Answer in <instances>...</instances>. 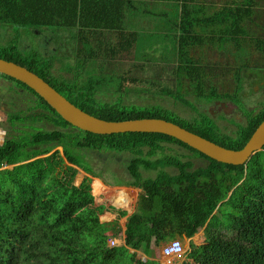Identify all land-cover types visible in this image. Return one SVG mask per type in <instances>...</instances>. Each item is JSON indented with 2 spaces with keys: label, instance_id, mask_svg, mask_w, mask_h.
Masks as SVG:
<instances>
[{
  "label": "trees",
  "instance_id": "16d2710c",
  "mask_svg": "<svg viewBox=\"0 0 264 264\" xmlns=\"http://www.w3.org/2000/svg\"><path fill=\"white\" fill-rule=\"evenodd\" d=\"M180 1L176 16L164 18V24L176 31L179 61L166 69L170 79L131 76L135 69H147L137 63L141 59L142 35L133 27L127 30L124 24L130 20L127 11L137 4L134 0H0V25L18 31L0 50V58L35 72L70 102L98 118L164 119L225 148L240 150L263 122L264 108L258 112L244 110L246 122H236L238 129L230 134L206 110L195 108L196 114L187 118L160 104L125 103L131 93L140 94L148 85V91L194 108L181 91L183 79L191 82L197 98L209 104L240 100L241 82L234 96L220 93L213 85L208 93L205 91L208 67L195 63L188 47L205 38L195 31L197 26L230 23L225 33L247 40L241 22L254 12L251 0L225 6L207 18L194 16L197 12L191 0ZM75 28L78 31H73ZM32 29L70 31V39H76L78 47L73 52V62L62 65L60 71L72 73L73 79L58 74L55 63L61 60L57 55L48 56L39 47L29 53L21 49L23 34H30ZM251 42L264 50L263 39ZM123 56L122 65L129 61L123 73L96 76L93 72L106 63L118 68L113 62ZM151 61L148 58L144 63ZM1 75L37 98L39 113L34 111L28 118L22 116V111L12 112L9 122L13 126L46 119L56 128H34L29 135L11 137L0 144V264H160L152 259L135 261L136 252L142 250L148 257H156L155 249L161 243L181 233L192 238L203 227L204 243L191 242L181 264H264V148L247 164L232 165L218 162L166 134L100 135L83 131L64 120L26 84ZM112 86L118 97L105 101L100 95L107 94ZM64 89L76 94L66 96ZM170 145L189 149L194 157L207 163L196 167L184 155L168 153ZM92 152L131 154L127 178L108 181L88 160ZM5 165L13 168L1 169ZM78 169L86 173L79 185L75 184ZM142 170L156 175L145 177ZM93 177L108 185L145 191L140 193L138 209L127 218L123 246L108 243L110 236L117 237L122 232L118 220L103 223L101 215L110 210L125 217L128 212L97 205L92 193ZM117 179L120 178L115 175Z\"/></svg>",
  "mask_w": 264,
  "mask_h": 264
},
{
  "label": "rangeland",
  "instance_id": "374dc122",
  "mask_svg": "<svg viewBox=\"0 0 264 264\" xmlns=\"http://www.w3.org/2000/svg\"><path fill=\"white\" fill-rule=\"evenodd\" d=\"M263 4V3H262ZM252 22L249 18L243 20V24ZM262 25L264 22H262ZM259 26L258 23H256ZM245 27L248 33L246 38L249 40H245V38L241 37L240 39H234L230 37L228 34L219 33L216 27H211L210 29H205L204 35L209 37L214 34L217 38L215 41L206 42L203 45L202 49H196L191 52L192 56L194 57L195 63H199V65L207 66L209 77L206 80V92L210 91V86H215L218 88L220 93H228L232 96L237 94V89L240 88L241 82V89L239 92L240 100L234 102L227 100L226 103L234 107L236 110L233 114H224L223 111L218 110L216 111L215 108H212V112L214 113L213 118L216 122L225 130L226 132L232 134L238 129V125L236 122L245 123V113L244 110L247 112H258L259 110L264 108V50L259 49L256 43L251 41H255L256 39L264 38V27L259 26V30L255 28V26ZM226 27H230V23L226 24ZM148 31L151 30V23L147 25L146 28ZM14 27L8 25L0 26V50L4 48L8 44V42L13 39L15 35ZM154 28V32L150 37V34H143L146 42L150 43L151 41H156L160 38L159 45L163 50H166V45L164 40V35L169 33L167 31H160ZM214 32V33H213ZM250 32V33H249ZM220 34H223L222 40H218ZM255 34V35H254ZM50 36H55L53 39H56L54 42L47 41L46 38ZM57 36H59L57 38ZM171 37V36H169ZM173 38V37H172ZM246 41H250L246 43ZM170 43V42H169ZM172 44V43H170ZM41 47L42 51L46 53V55H57L61 61H56L55 68L58 71V74L63 73L66 78L73 79L74 75L72 73H67L64 71H60L62 65H67L68 63L73 62V52H74V44L73 42L69 41V35H48L42 34L38 37L32 34H23V38L20 41V47L25 52L29 53L30 49L37 47ZM152 46V45H151ZM157 46V43L154 45ZM39 47V48H40ZM172 47V46H171ZM150 53L157 57L155 60L158 61H151L150 63H142L140 60L137 61L140 65H146L147 69H135L131 76L137 77L139 79H153L155 77L157 80H165L166 78L170 79L171 76L168 74V68H172L176 65V60L173 61L172 65L164 64L165 61L162 60L163 56H168L169 53L162 52L161 50H154L149 49ZM173 53L171 52L170 56ZM1 55V52H0ZM124 57H121L119 60L114 61V64H117L115 68L113 64L104 65V68L95 67L94 73L96 76L99 74L104 75H111L113 72L120 74L123 73L127 69L129 65V61H126V65L124 64ZM150 61V60H149ZM146 62V61H145ZM154 62V63H152ZM1 75V74H0ZM3 75L0 76V144L4 143L5 140L11 137H15L18 135H29V133L34 128H41L45 130H53L56 128V125L46 119H38L36 121L27 120L24 122L18 123L16 126H13L9 122V117L12 112L22 111V116L28 117L31 113L37 110V98L34 94L30 91L22 89L17 86L14 81L8 80L4 78ZM86 77V76H85ZM88 77V76H87ZM96 77H94L95 79ZM66 80V79H65ZM150 86V85H149ZM183 87L181 91L185 94V97L189 99L194 106H186L183 103L174 100L173 98H162L157 94H154L153 91H148V85H145L142 91L145 93L140 92V94H132L125 99V103H134L136 105L145 106V105H155L160 104L167 108L174 110L178 113L181 117H191L196 114V109L206 110L208 111L209 107L211 108L212 104L207 103L204 99L197 98V93L191 82L187 79H183ZM64 94L66 96H71L76 94L71 89H64ZM105 101H114L118 97V93L115 90V86H112L111 90L107 92V94L100 95ZM221 100L215 101V103L220 102ZM39 113V111H36ZM171 149H168V153L184 155L185 159H191L196 167L204 166L207 161L203 158H196L193 156L192 152L189 149L181 147L179 145H170ZM57 149H61L60 147ZM131 154L129 153H118L112 154L108 152H92L88 158L91 164L95 167L97 171H101L105 178L110 182H119L121 179L125 180L128 175L127 165L130 161ZM104 162V164H103ZM4 168H13V166H2L1 169ZM169 172L174 173L177 171H173L168 169ZM143 175L145 177H154L156 172L144 171L142 170ZM118 176L120 179L114 180V176ZM86 176L85 172L82 169H78V174L75 179V184L79 185L80 181ZM111 189V191L115 190L116 187ZM94 188L98 191H101L102 186L101 183L96 180L94 183ZM139 190V189H138ZM106 194H102L101 197H98V203L106 202L107 205H112L109 201L110 192ZM131 194L134 198L129 208L126 207L128 213H133L138 209L139 203V193L136 191L130 190ZM141 192V190H140ZM112 194V193H111ZM114 196L119 200H126L127 195L123 192H116ZM124 209V207H122ZM104 219V218H103ZM127 218H122L120 220L121 227H124V223ZM106 222V221H105ZM205 227L201 228L199 231V236L203 239ZM203 232V233H202ZM179 240L184 244L185 249H187V239L184 237L185 233L178 234ZM205 238V237H204ZM199 244L204 243V240H199ZM117 246V245H116ZM163 246V245H162ZM189 248V247H188ZM156 251V250H155ZM157 251H159L157 249ZM156 251V252H157ZM135 252V251H133ZM187 253V250H186ZM140 253H137L136 258L139 257ZM186 259V254L183 256L182 260Z\"/></svg>",
  "mask_w": 264,
  "mask_h": 264
},
{
  "label": "crops",
  "instance_id": "0c3cea01",
  "mask_svg": "<svg viewBox=\"0 0 264 264\" xmlns=\"http://www.w3.org/2000/svg\"><path fill=\"white\" fill-rule=\"evenodd\" d=\"M134 1L137 4H136L135 8L131 9L132 10L131 12L126 10L127 11L126 17L128 19H130V20H126V22H124V24H125V28H127V30L132 31L130 29V27H133V29H136L137 32L140 33V36L142 35L141 41H140L141 42V46H142V51H141V54H140V58H141L140 62L144 63L146 60H148V58L152 59V60L154 59V61H158V60H155L157 57L153 56L150 53V50H149V49H154V50H161L162 52H166L167 51L169 53L168 56L166 55V56L162 57V60L165 61L164 64L172 65L173 61L176 60L177 61L176 65H177L179 63V61H178V55H177V52H176V37H175L176 36L175 35L176 31L175 30H171L170 27H168V26H166L164 24V18H166V17L174 18L176 16V14H177L175 8H176V6H178V4H180L181 1L180 0H134ZM246 1H248V0H191L190 5L192 7H194L195 8V12H197L196 15H194L196 18H198V17H201V18L206 17L207 18V16H213V15L219 13L225 6H228V7L232 6L233 7V6H236V4H238V3H245ZM140 3H144V4L140 5ZM251 3H252L251 7H252L254 12H252V14L250 13V17L246 16L245 18H243V20L249 18V20L252 21V22H248V23H245V24H243V21L241 22V27H243L244 30L247 33H248V31H247V29H245V27H249V26L251 27V25H254L255 28H257L258 30L260 28L259 26H263L264 27V24L262 25V23H261V21L264 22V0H251ZM150 23H151V30L148 31L146 28H147V25L150 24ZM256 23H258L259 26H257ZM0 26H2V24ZM254 26H252V28ZM211 27H216L217 31L219 33H224L226 35V33H225V30L227 29L226 24L212 25V26H209V27L197 26L195 28V31L199 35L204 36L205 38L203 40H200V41H197V42L194 41L188 47L189 48L190 57L194 61L196 59H194V57L191 54V52L193 50H196V49L200 50V49L203 48V45L207 41L211 42V41H215L216 40L217 37L214 34L209 36V37H212V39H209V37L204 35L205 29H210ZM154 28L158 29L159 30L158 32H160V31L161 32L162 31L169 32V33H166L164 35V40H163V42L165 44H167L166 45V50H163V48L158 46L159 42H161L160 38H158L154 42L153 41H151L150 43L146 42L143 34H145V33L146 34H150V37H151L153 32H154ZM29 31H30V34L36 35L37 39L42 34H48V35H51V34L52 35H65V34H68L69 35V41L73 42V44H74V47H75L74 49H76L78 47L77 40L73 39V37L70 39V31H68V30L66 31V30H47V29L38 30V29H32V30H29ZM73 31H78V29L75 28ZM106 31H108V30H106ZM240 32H241V30H240ZM24 34H28V33L25 32ZM169 36H171V37H169ZM214 36L216 37L215 39H213ZM223 36H224L223 34H220L218 40L224 39ZM54 37L55 36H50L49 38H46V39H47V41L54 42L56 40V39H53ZM58 37L59 36H57V38ZM262 39L264 40L263 37H262ZM169 42L172 43V44H170ZM249 42L250 41H248L247 43H249ZM156 43H157V46L155 47L154 45ZM171 52L173 54L170 56ZM152 63H154V62H152ZM197 64H199V63H197ZM82 180L80 181V183L82 182ZM96 180H98L101 183V186H102L101 192L99 191L98 193H96L95 188H94V183L96 182ZM113 187H114L113 185L106 184V182L104 180H102L100 178H97V177H93L92 178V193H93V195L95 197V203L97 205H105L106 207L114 206L117 209H123L122 207H124L123 210L127 211L126 207L129 208L131 203H132V201H134V198H135V197L132 196L130 190H132L134 192L136 191L137 193H139V201H140V193H142V192H140L141 189L136 188V187L116 186L115 185L116 189L111 191V189ZM109 190L111 191L110 195H109V201L111 202L112 205H107L106 202L98 203L97 202L98 201V197H101L102 194H106L107 192H109ZM115 191L119 192V193L124 191V194L127 195V199L123 200V201L119 200L118 198H116L114 196ZM138 205H139V203H138ZM128 211H130V210H128ZM133 213H128L127 216H125L124 218H128ZM122 218L123 217H120L117 212H112L110 210H106L101 215V221L103 223H111V222H114V221L118 220L119 225H120V220ZM126 222H127V219H126V221L124 223V227H121V225H120V227L122 228V232L120 233L119 236H117V237L110 236V239H116V241H118L117 246L125 245ZM198 234H199V232L196 233L192 238H188V237H186V235L184 236L187 239V245H188L189 248H190V243L191 242H193L196 245H200L198 243V241L199 240H205L204 235H202L203 239H201V237ZM176 238H179V235H176ZM169 242H170V240L168 242L161 243L160 247L157 248L159 251H157V249H155L157 252L155 251V255L154 256H156V257H148L142 250L141 251L139 250V251L136 252L135 250L132 249L130 251L131 252L135 251L136 252V256H137V253H140V252L143 255V256H141V254H140L139 257L140 256L141 257L140 258H136L135 261H138V260L146 261L147 259H152V260L158 261L160 264H169L168 258L163 253V248ZM188 247H187L186 250H189ZM184 261L185 260L184 259L182 260V258L181 259H175L173 264H181Z\"/></svg>",
  "mask_w": 264,
  "mask_h": 264
},
{
  "label": "water",
  "instance_id": "95a60500",
  "mask_svg": "<svg viewBox=\"0 0 264 264\" xmlns=\"http://www.w3.org/2000/svg\"><path fill=\"white\" fill-rule=\"evenodd\" d=\"M0 74H4L26 84L54 108L64 120L83 131L100 135L129 132L166 134L186 143L218 162L232 165L247 164L257 152L264 148V120L242 149L232 150L164 119L142 118L108 121L93 116L70 102L35 72L3 58H0ZM221 104L225 105V103ZM229 108L230 111H227V114L233 110L232 107ZM141 192L145 194V191L142 190Z\"/></svg>",
  "mask_w": 264,
  "mask_h": 264
},
{
  "label": "built area",
  "instance_id": "2783aa9c",
  "mask_svg": "<svg viewBox=\"0 0 264 264\" xmlns=\"http://www.w3.org/2000/svg\"><path fill=\"white\" fill-rule=\"evenodd\" d=\"M108 243L110 246H116L118 241H116V239H109ZM163 253L168 258L169 264H173L175 259L183 258V256L186 254V249L181 240L176 238L165 245L163 248Z\"/></svg>",
  "mask_w": 264,
  "mask_h": 264
},
{
  "label": "flooded vegetation",
  "instance_id": "af4514ba",
  "mask_svg": "<svg viewBox=\"0 0 264 264\" xmlns=\"http://www.w3.org/2000/svg\"><path fill=\"white\" fill-rule=\"evenodd\" d=\"M221 103H225V105H222ZM214 105H216V103H214L212 105V107L211 108L209 107V109H208V112L212 116L214 115V113L212 112V108H215L216 111L221 110V111L224 112V114H227L226 112L227 111H230V108L229 107H232L231 105L227 104L226 101H220L216 106H214ZM232 108H233V110L231 112H229L228 114H233V113L236 112V110L234 109V107H232Z\"/></svg>",
  "mask_w": 264,
  "mask_h": 264
}]
</instances>
